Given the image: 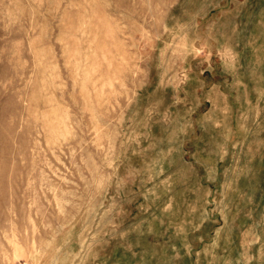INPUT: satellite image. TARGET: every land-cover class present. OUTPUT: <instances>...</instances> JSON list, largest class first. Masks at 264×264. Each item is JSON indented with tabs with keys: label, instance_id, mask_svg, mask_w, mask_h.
I'll return each instance as SVG.
<instances>
[{
	"label": "rangeland",
	"instance_id": "obj_1",
	"mask_svg": "<svg viewBox=\"0 0 264 264\" xmlns=\"http://www.w3.org/2000/svg\"><path fill=\"white\" fill-rule=\"evenodd\" d=\"M0 264H264V0H0Z\"/></svg>",
	"mask_w": 264,
	"mask_h": 264
}]
</instances>
